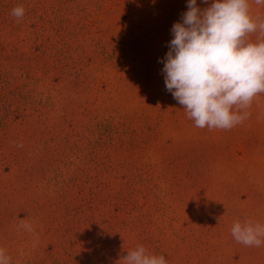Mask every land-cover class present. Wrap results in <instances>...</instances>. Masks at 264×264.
I'll return each instance as SVG.
<instances>
[{"label": "rangeland", "instance_id": "obj_1", "mask_svg": "<svg viewBox=\"0 0 264 264\" xmlns=\"http://www.w3.org/2000/svg\"><path fill=\"white\" fill-rule=\"evenodd\" d=\"M186 5L0 0V248L11 264H124L138 244L167 264H264V244L231 235L237 219L264 224V94L230 130L194 126L158 62Z\"/></svg>", "mask_w": 264, "mask_h": 264}, {"label": "clouds", "instance_id": "obj_2", "mask_svg": "<svg viewBox=\"0 0 264 264\" xmlns=\"http://www.w3.org/2000/svg\"><path fill=\"white\" fill-rule=\"evenodd\" d=\"M254 3L264 5V0ZM186 8L172 25L168 51L158 58L166 90L195 127L230 130L248 118L247 109L264 94V18L252 15L249 0H212L203 9L197 0H187ZM11 14L19 20L25 9L17 6ZM253 33H258L255 42L249 39ZM20 227L33 231L27 222ZM231 235L237 243L258 248L264 244V224L237 219ZM123 261L167 264L163 254L141 244L129 250ZM0 264H11L5 248H0Z\"/></svg>", "mask_w": 264, "mask_h": 264}]
</instances>
